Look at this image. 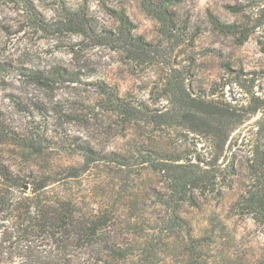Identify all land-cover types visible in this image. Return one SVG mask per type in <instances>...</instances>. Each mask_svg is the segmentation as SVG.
I'll return each mask as SVG.
<instances>
[{
  "label": "rangeland",
  "instance_id": "rangeland-1",
  "mask_svg": "<svg viewBox=\"0 0 264 264\" xmlns=\"http://www.w3.org/2000/svg\"><path fill=\"white\" fill-rule=\"evenodd\" d=\"M164 5L167 24L154 11ZM78 8L114 33L120 28L116 14L124 12L134 34L150 43L144 59L131 64L125 55L101 52L89 40L73 57L72 47L82 38L63 16ZM208 14L235 24L237 33L217 32ZM55 67L78 71L79 83L41 86L29 77ZM98 78L154 107L167 96L168 113L176 119L184 112L172 109L171 102L182 98V88L193 97L240 108L222 150L211 147L207 137L183 133L192 158L198 154L222 176L233 168L226 181H235L233 189L185 210L192 242H167L166 249L160 247L166 253L154 261L140 254L137 244L128 246L133 257L126 264H264V218L234 203L244 189L264 196V117L251 112L254 97L264 98V0H0V116L13 131L49 147L47 159L37 163L79 160L73 141L90 136L86 121L101 112L87 101L93 92L87 84ZM127 143V138L117 141L120 147ZM144 204L145 216L154 213L151 200Z\"/></svg>",
  "mask_w": 264,
  "mask_h": 264
},
{
  "label": "trees",
  "instance_id": "trees-1",
  "mask_svg": "<svg viewBox=\"0 0 264 264\" xmlns=\"http://www.w3.org/2000/svg\"><path fill=\"white\" fill-rule=\"evenodd\" d=\"M154 11L167 24V5ZM63 17L82 38L72 47L73 57L89 40L101 52L108 49L139 64L150 46L134 34L124 12L116 14L120 28L115 33L96 26L81 8ZM208 19L219 33H237L233 23L211 14ZM80 76L55 67L29 77L46 86L79 83ZM87 85L93 89L89 107L101 112L86 121L90 136L73 141L80 158L71 163H37L47 159L49 147L42 148L40 138L35 142L34 136L13 131L0 116V264H126L133 257L126 247L135 244L154 261L166 253L160 247L166 249L167 242L194 240L186 209L199 208L207 197L235 186L234 180L226 184L233 168L222 176L198 154L192 158L183 133L207 137L211 147L222 150L240 108L193 97L182 88V98L171 102L172 109L184 112L176 119L168 113L167 96L165 104L154 107L100 78ZM254 103L251 112L264 117V98L254 97ZM125 138L127 145L118 146ZM258 193L242 190L234 198L236 207L264 218V196ZM97 199L99 204H94ZM147 199L154 213L145 216Z\"/></svg>",
  "mask_w": 264,
  "mask_h": 264
},
{
  "label": "water",
  "instance_id": "water-1",
  "mask_svg": "<svg viewBox=\"0 0 264 264\" xmlns=\"http://www.w3.org/2000/svg\"><path fill=\"white\" fill-rule=\"evenodd\" d=\"M25 188H27V187L25 186Z\"/></svg>",
  "mask_w": 264,
  "mask_h": 264
}]
</instances>
